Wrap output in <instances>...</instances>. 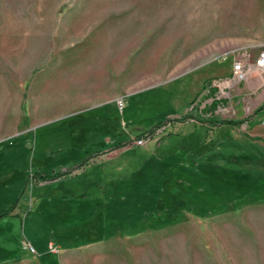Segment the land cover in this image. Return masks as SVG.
Here are the masks:
<instances>
[{
	"label": "rangeland",
	"instance_id": "rangeland-1",
	"mask_svg": "<svg viewBox=\"0 0 264 264\" xmlns=\"http://www.w3.org/2000/svg\"><path fill=\"white\" fill-rule=\"evenodd\" d=\"M263 48L264 0H0V264H264L263 77L199 98Z\"/></svg>",
	"mask_w": 264,
	"mask_h": 264
},
{
	"label": "built area",
	"instance_id": "built-area-1",
	"mask_svg": "<svg viewBox=\"0 0 264 264\" xmlns=\"http://www.w3.org/2000/svg\"><path fill=\"white\" fill-rule=\"evenodd\" d=\"M254 73L263 77L264 81V48L259 51L252 64L247 62L243 58L235 60L232 65L229 78L227 80H212L210 84L207 85L203 90V93L199 96V98H203V107H205V105H207L208 103V105H210V103L215 101L216 109H213V112L218 113L223 111L225 109V106L221 102L217 103L216 100L221 101L222 98L228 96V94H225L224 89H231L234 86L247 82ZM199 98L197 97V99ZM197 99H195L193 103H195ZM115 104L118 111L122 112L125 107L123 97L117 98ZM193 107L194 105L192 104L190 109ZM250 122H253V119ZM246 123L248 124L249 121H247ZM258 123L263 128V135L261 136V138L264 142V114L258 118ZM164 128L165 126L157 127L155 131H150L143 135L136 136L132 138V144L134 146H142L146 144V142H148V140L152 138L153 135L159 134ZM30 251L32 252L33 249L31 248ZM53 251L58 252V249L53 247Z\"/></svg>",
	"mask_w": 264,
	"mask_h": 264
},
{
	"label": "trees",
	"instance_id": "trees-1",
	"mask_svg": "<svg viewBox=\"0 0 264 264\" xmlns=\"http://www.w3.org/2000/svg\"><path fill=\"white\" fill-rule=\"evenodd\" d=\"M210 81L211 80H206V81H204V83L202 84V89H205L206 88V86L210 83ZM213 91H215V90H213ZM212 108H214V104H213V106H212ZM197 111V110H196ZM196 111L194 112L193 110H191L190 112H188L187 114H186V117H188L187 115L188 114H191V115H196ZM192 117V116H191ZM193 118V117H192ZM224 122L225 123H229V124H239V123H241L240 121L239 122H233V121H231V120H224ZM151 130H149V131H144L143 132V134H145V133H147V132H150ZM143 134H141V135H143ZM232 156L235 158L236 156H238V154L235 152V153H233L232 154ZM83 164V161H81L78 165H76V166H80V165H82ZM69 168V169H68ZM67 168V170L65 171V172H63V173H61L59 170L58 171H53L52 172V174L51 175H41V177H40V179H43V180H48V179H53L54 177H56V176H60V175H62V174H65V173H67V172H69L70 170H72L73 168H74V166H69ZM199 203H201L202 201H205V198H198V200H197ZM224 205L225 204H222V206L221 207H224ZM5 213L6 212H3L2 213V215H5Z\"/></svg>",
	"mask_w": 264,
	"mask_h": 264
},
{
	"label": "crops",
	"instance_id": "crops-1",
	"mask_svg": "<svg viewBox=\"0 0 264 264\" xmlns=\"http://www.w3.org/2000/svg\"><path fill=\"white\" fill-rule=\"evenodd\" d=\"M201 87H202V85H201ZM197 93H198V90H197ZM201 93H203V92H201ZM196 94H192L191 96H190V99H191V102H192V100L194 101L195 99H192V98H194V96H195ZM198 97V96H197ZM206 107V106H205ZM99 108H101V107H99ZM98 109V108H97ZM200 109H202V108H200ZM96 110V109H95ZM95 110H87V113H91V112H93V111H95ZM194 110V109H193ZM106 131H103V133H101V135H105V136H107V137H109V142H108V145L110 144V142L112 141V136L111 135H109L107 132L105 133ZM105 140H107V138H103L102 136H100L99 137V140H97L96 142H94L93 143V146L95 147V146H98V147H100L101 145H102V143L104 142L105 143ZM103 143V144H104Z\"/></svg>",
	"mask_w": 264,
	"mask_h": 264
}]
</instances>
